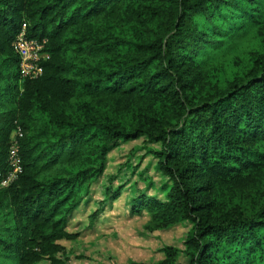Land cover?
Returning a JSON list of instances; mask_svg holds the SVG:
<instances>
[{
    "label": "trees",
    "instance_id": "obj_1",
    "mask_svg": "<svg viewBox=\"0 0 264 264\" xmlns=\"http://www.w3.org/2000/svg\"><path fill=\"white\" fill-rule=\"evenodd\" d=\"M263 18L264 0H0V264H68L69 215L111 148L143 137L167 182L132 211L160 229L193 224L187 262L168 247L159 264H264V56L233 80L219 68ZM24 28L47 39L36 79L20 74ZM82 96L101 111L77 116ZM17 125L24 172L4 187Z\"/></svg>",
    "mask_w": 264,
    "mask_h": 264
},
{
    "label": "rangeland",
    "instance_id": "obj_2",
    "mask_svg": "<svg viewBox=\"0 0 264 264\" xmlns=\"http://www.w3.org/2000/svg\"><path fill=\"white\" fill-rule=\"evenodd\" d=\"M131 18V15H130ZM117 32L121 36L131 33L128 22H120ZM74 55H87L83 49ZM264 56V18L253 27L236 45L223 54L219 62L224 79L233 80L252 67L253 59ZM85 103L83 111L98 113L100 105L87 96L79 98ZM46 118L38 120L39 126ZM47 130V128H46ZM156 143L146 137L133 141H121L108 153L104 175L95 182L82 204L69 215L67 231L74 239H62L63 251L58 254L68 264H159L167 259L166 248L177 251V262H187L186 240L193 224L190 221L168 228H156L147 212L134 213L132 199L140 194L157 199L163 197L161 186L167 178L160 171L157 159L152 153ZM119 191L118 199L107 196L110 191ZM97 213L94 223L91 216ZM38 264H50L44 259Z\"/></svg>",
    "mask_w": 264,
    "mask_h": 264
},
{
    "label": "built area",
    "instance_id": "obj_3",
    "mask_svg": "<svg viewBox=\"0 0 264 264\" xmlns=\"http://www.w3.org/2000/svg\"><path fill=\"white\" fill-rule=\"evenodd\" d=\"M47 39H31L26 35L25 28L17 36L14 48L19 56V69L23 79H36L44 72V62L50 58L46 50ZM24 137L22 126L17 125L12 135L8 152L9 172L2 180V186L8 187L24 172V160L21 154V142Z\"/></svg>",
    "mask_w": 264,
    "mask_h": 264
}]
</instances>
